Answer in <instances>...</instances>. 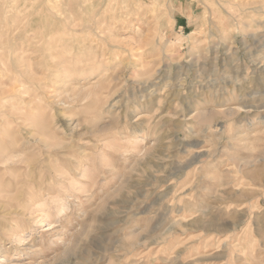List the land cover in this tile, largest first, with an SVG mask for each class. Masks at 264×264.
<instances>
[{
  "label": "rangeland",
  "instance_id": "374dc122",
  "mask_svg": "<svg viewBox=\"0 0 264 264\" xmlns=\"http://www.w3.org/2000/svg\"><path fill=\"white\" fill-rule=\"evenodd\" d=\"M0 264H264V0H0Z\"/></svg>",
  "mask_w": 264,
  "mask_h": 264
},
{
  "label": "bare ground",
  "instance_id": "6f19581e",
  "mask_svg": "<svg viewBox=\"0 0 264 264\" xmlns=\"http://www.w3.org/2000/svg\"><path fill=\"white\" fill-rule=\"evenodd\" d=\"M75 21H76V20H75ZM73 22H74V21H73ZM257 24H258V23H257ZM49 25H50V24H49ZM47 27H49V26H47ZM47 27H46V28H47ZM252 28H253V27H252ZM48 47H49V46H48ZM55 52H56V51H55ZM58 53H59V52H58ZM58 53H57V54H58ZM58 55H60V54H58ZM73 55H74V54H73ZM54 56H55V55H54ZM55 59H56V58H55ZM70 59H71V58H70ZM93 59H94V58H93ZM63 60H64V62H65V59H63ZM68 61H69V60H68ZM71 61H72V60H71ZM64 62H63V63H64ZM72 63H73V62H72ZM78 63H79V62H78ZM83 63H84V62H83ZM88 63L90 64L89 61H88ZM56 64H57V63H56ZM64 64H65V63H64ZM64 64H63V66H64ZM66 64H69V63H66ZM66 64H65V65H66ZM53 65H55V64H53ZM61 65H62V64H61ZM58 66H60V65L58 64ZM80 66H81V65H80ZM54 67H57V66H54ZM67 67H68V65H67ZM70 67H71V66H70ZM78 67H79V66H78ZM57 68H58V67H57ZM60 68H61V67H60ZM55 69H56V68H54V70H55ZM67 69H69V68H67ZM57 70L60 71L61 69L58 68V69H56V71H57ZM50 72H51V71H50ZM93 90H95V89H93ZM13 91H14V89H13ZM27 91H28V90H27ZM24 92H25V91H24ZM18 95H20V94H18ZM88 96H89V95H88ZM192 221H193V220H192ZM260 222H261V221H260Z\"/></svg>",
  "mask_w": 264,
  "mask_h": 264
}]
</instances>
